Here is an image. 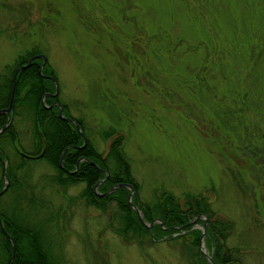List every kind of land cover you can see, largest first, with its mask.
<instances>
[{
  "label": "rangeland",
  "instance_id": "374dc122",
  "mask_svg": "<svg viewBox=\"0 0 264 264\" xmlns=\"http://www.w3.org/2000/svg\"><path fill=\"white\" fill-rule=\"evenodd\" d=\"M262 9L264 0H0V71L19 55L43 54L56 75L48 74L58 84L55 102L65 105L66 118L81 122L85 144L86 136L105 157L121 138L141 202L151 201L156 189L180 199L204 195L214 217L232 223L225 249L237 248L243 264H264V142L257 140L264 127L258 130L251 111L241 154L234 141L223 144L225 135H237L215 128L211 94L190 98L186 88L204 47L251 37L264 20ZM25 116L22 111L16 122L19 152L5 143L8 186L0 212L18 204L26 224H43L58 264H193L181 239L142 248L125 241L115 231L121 223L113 199L88 205L85 183L63 188L41 154L23 159L20 152L37 151ZM232 176L244 188L248 183L246 193ZM12 177L19 189L9 188ZM100 182L95 195L108 196L97 195ZM203 249L210 256L205 241Z\"/></svg>",
  "mask_w": 264,
  "mask_h": 264
},
{
  "label": "trees",
  "instance_id": "16d2710c",
  "mask_svg": "<svg viewBox=\"0 0 264 264\" xmlns=\"http://www.w3.org/2000/svg\"><path fill=\"white\" fill-rule=\"evenodd\" d=\"M262 11L264 16V9ZM93 12L95 13L94 10ZM258 25L259 27L251 37H243L235 43L205 46L190 70L191 78L186 85L190 98L195 97L198 92L211 94V113L216 120L219 119L218 123L215 121V128L220 127L226 133L233 132L237 135L231 139V134H227L223 138L225 143L222 139L220 141L223 144L233 143L232 141L239 144L241 154H243L241 137L244 141L250 140L247 126H249L251 111L258 130H263L264 127V20ZM36 52L19 55L13 66L6 65L0 71V109L9 105L15 69L26 64ZM41 62V58L33 59L27 67L17 72L11 123L0 134V166L3 164V157L9 158L5 149L6 142L14 151L19 152V131L16 122L22 116V111L26 112L25 117H28L30 122L37 151L35 153L20 152V156L24 159V154H41L56 172L53 181L63 188L73 182L85 183L86 188L82 197L88 205L101 207L100 200L113 199L119 209L121 223L115 231L125 241L135 239L139 248H142L143 244H152L155 240L165 237L174 241L181 239V247L191 256L193 264H243L237 248L225 249L224 242L232 230V223L225 218L214 217L216 214L204 195L186 193L183 199H180L171 192L156 189L151 201L141 202L137 196L138 183L134 180L130 163L119 145L120 137L111 142L105 157L92 147L86 136V144L83 146V137L76 126L59 116V107L53 104L58 97L50 95L55 92L54 82L46 77L49 74L56 78V75L47 64L40 72ZM177 76L184 77L181 73ZM215 84L219 86L218 92H216ZM183 86L185 88V85ZM44 95L43 104L42 96ZM202 102L200 107L203 106ZM50 105L52 106L49 107ZM62 106L63 115L67 117L65 105L62 104ZM187 107L192 108L189 103ZM6 120L7 115L1 113L0 128ZM76 123L83 129L79 120H76ZM241 130L245 132L243 135ZM107 136L108 134H105V137ZM257 138L264 142L262 134L257 135ZM65 148L67 150L60 166V156ZM259 154L261 153L257 152L255 156ZM80 158H86V160L78 162ZM24 163L23 160L20 166ZM254 164L257 165L255 162ZM73 170H75L74 173L71 172ZM8 174L9 177L12 175L10 172ZM232 179L239 190L246 193L248 183L245 182L244 188L235 176H232ZM99 181L102 182L97 189L102 193L114 184L132 185L134 194L131 202L137 205L143 220L148 224L154 221L153 225L147 228L140 221L138 214L128 201V188L119 187L108 196L97 197L93 187ZM16 185L19 189L18 181L12 177L9 188L15 189ZM16 207L12 210L13 212L8 208L0 212L4 228L15 245L13 264H58L45 241L46 230L43 229L46 227L44 228L43 224H26ZM195 218V222L188 224ZM204 223L205 243L211 261L201 255L198 249L202 230L198 228L189 230L195 224L203 225ZM182 226H184L183 229H180ZM11 255L12 243L0 227V264H9Z\"/></svg>",
  "mask_w": 264,
  "mask_h": 264
},
{
  "label": "water",
  "instance_id": "95a60500",
  "mask_svg": "<svg viewBox=\"0 0 264 264\" xmlns=\"http://www.w3.org/2000/svg\"><path fill=\"white\" fill-rule=\"evenodd\" d=\"M35 58H41L42 59V62L40 64V67H39V71L41 72L42 68L44 67L45 63H46V57L43 55V54H36V55H33L32 57L29 58V60L27 61L26 64H23L19 67H17L15 69V72H14V75H13V81H12V87H11V94H10V101H9V105L8 107L4 108V109H0V114L1 113H5L7 115V120H6V123L0 128V134L6 129V127L11 123V119H12V103H13V98H14V89H15V80H16V75H17V72L21 69V68H24V67H27L33 59ZM50 79H52V81L54 82V87H55V92L53 94H50L52 96H56L58 94V84L56 82V79L53 77V76H48ZM44 98H45V95L42 96V101H43V104H44ZM53 104H56L59 106V116L66 119L67 121L75 124L78 132L80 133V135L83 137L84 139V135L79 127V125L76 123V121H74L73 119L71 118H66L63 116V108L62 106L59 104V103H56L54 102ZM51 107V105L49 106ZM85 144V142L83 143V145ZM67 148H65L62 153H61V156H60V160H59V165L61 166L62 165V161H63V158H64V155H65V152H66ZM84 160H86V158H84ZM6 167H7V158L6 157H3V164H2V177L4 179V186L2 187V189L0 190V196L4 193V191L6 190L7 186H8V177L6 175ZM74 173V171L72 172ZM119 188V187H126L129 189V197H128V201L131 205V207L136 211V213L138 214L139 216V219L140 221L147 227V228H150L154 221L147 224L143 218H142V215L140 213V210L137 208L136 205L132 204L130 198L133 194V187L132 185L130 184H126V183H118L116 185H114L113 187H111L109 190H107L106 192L104 193H97V195L99 196H105V195H108L110 194L111 192L114 191V189L116 188ZM205 219V223H206V218ZM196 218L191 220L188 224L190 223H193L195 222ZM193 226H196L193 225ZM0 227L2 229V232L4 233L5 236H7L9 238V240L11 241L12 243V257H11V262L10 264H12L13 262V259H14V252H15V245H14V242H13V239L12 237L10 236V234L5 230L4 228V225H3V222L1 221L0 219ZM184 226L180 227V229H183ZM204 241H205V230H204V227H202V235L200 237V241H199V248H200V253L201 255H203L204 257H206L209 261H211V258L210 256L208 255V253L205 252V250L203 249V246H204Z\"/></svg>",
  "mask_w": 264,
  "mask_h": 264
},
{
  "label": "flooded vegetation",
  "instance_id": "af4514ba",
  "mask_svg": "<svg viewBox=\"0 0 264 264\" xmlns=\"http://www.w3.org/2000/svg\"><path fill=\"white\" fill-rule=\"evenodd\" d=\"M48 76H49V75H47L46 77H48ZM48 78H49V77H48ZM53 103H54V102H53ZM52 105H53V104H52ZM52 105H51V106H52ZM24 156H25V157H24L25 160H29V159H31V158L37 157L38 155H36V154H24ZM80 160H82V159H79L78 162H79ZM75 170H76V168H75ZM75 170H74V171H75Z\"/></svg>",
  "mask_w": 264,
  "mask_h": 264
}]
</instances>
